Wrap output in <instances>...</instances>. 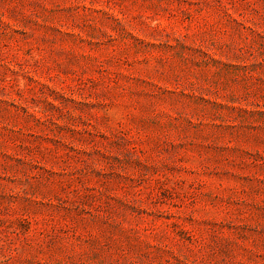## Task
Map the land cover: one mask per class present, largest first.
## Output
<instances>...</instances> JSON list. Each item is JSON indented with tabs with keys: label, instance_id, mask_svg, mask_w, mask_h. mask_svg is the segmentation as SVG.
I'll use <instances>...</instances> for the list:
<instances>
[{
	"label": "rangeland",
	"instance_id": "rangeland-1",
	"mask_svg": "<svg viewBox=\"0 0 264 264\" xmlns=\"http://www.w3.org/2000/svg\"><path fill=\"white\" fill-rule=\"evenodd\" d=\"M0 264H264V0H0Z\"/></svg>",
	"mask_w": 264,
	"mask_h": 264
}]
</instances>
